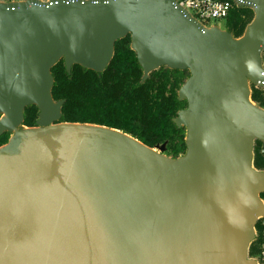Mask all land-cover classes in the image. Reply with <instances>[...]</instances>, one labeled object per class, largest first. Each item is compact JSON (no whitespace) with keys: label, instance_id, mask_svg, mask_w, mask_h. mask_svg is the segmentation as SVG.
Masks as SVG:
<instances>
[{"label":"water","instance_id":"1","mask_svg":"<svg viewBox=\"0 0 264 264\" xmlns=\"http://www.w3.org/2000/svg\"><path fill=\"white\" fill-rule=\"evenodd\" d=\"M234 1L254 13L237 41L173 0L0 3V136L26 107L39 112L38 131L0 148V264H255L264 173L251 161L264 113L247 80L264 82V0ZM128 35L143 79L190 73L174 120L186 130L181 160L116 130L57 124L51 68L101 73Z\"/></svg>","mask_w":264,"mask_h":264},{"label":"trees","instance_id":"2","mask_svg":"<svg viewBox=\"0 0 264 264\" xmlns=\"http://www.w3.org/2000/svg\"><path fill=\"white\" fill-rule=\"evenodd\" d=\"M253 19L251 9L235 7L224 22L226 32L240 39ZM130 44L129 36L116 41L112 59L101 73L78 65L67 71L63 60L51 68V97L55 103L62 102L57 124L116 130L150 149L164 145L161 153L178 159L187 151L186 130L176 127L174 120L187 107L185 100H179L178 92L190 73L160 67L143 79L142 68ZM251 101L260 104L254 92ZM38 115L35 106L26 107L22 125L32 127V120H38ZM5 144L2 134L0 148ZM259 145L255 142L253 147V165L264 167V160L258 153ZM259 198L264 203V193H260ZM248 254H251L250 248Z\"/></svg>","mask_w":264,"mask_h":264},{"label":"built area","instance_id":"3","mask_svg":"<svg viewBox=\"0 0 264 264\" xmlns=\"http://www.w3.org/2000/svg\"><path fill=\"white\" fill-rule=\"evenodd\" d=\"M21 1L22 0H0V3H17ZM173 2L192 20L203 27L211 22H225L230 12L235 7H238L234 0H173ZM259 57L260 69L264 73V46L260 51ZM247 88L251 104L264 113V82L261 84H254L247 80ZM252 92L257 95L260 104L251 101ZM255 142L260 144L258 147V153L264 160V141L255 140L253 147ZM261 202L264 209V203L263 201ZM249 248L251 254L249 255L247 252V259L253 261L255 264H264V211L254 222L253 239L249 244L248 250Z\"/></svg>","mask_w":264,"mask_h":264},{"label":"rangeland","instance_id":"4","mask_svg":"<svg viewBox=\"0 0 264 264\" xmlns=\"http://www.w3.org/2000/svg\"><path fill=\"white\" fill-rule=\"evenodd\" d=\"M26 1V0H25ZM25 1H21V2H24L25 3ZM37 1H39V2H42V3H46V2H48V0H37ZM253 11V10H252ZM204 28L205 29H207L208 31H216V32H221V33H223V34H228L227 32H226V28H225V23L223 22V21H218V22H211V23H209V24H207V25H205L204 26ZM129 36V35H128ZM127 37V36H126ZM129 39H130V36H129ZM233 40H239V39H234V38H232ZM23 120H24V116H23ZM36 121H37V119L34 121V120H32V124H33V126L32 127H27V126H24V125H22V124H20V125H18L17 127H16V132L15 133H19V134H21V135H24V134H26V133H28L29 132V130L30 129H39V128H35L36 127ZM15 133L14 132H11V131H7V132H4L3 133V137H4V140H5V145L3 146V147H6L8 144H9V141H10V139L15 135ZM3 147H1V148H3ZM159 155H161V156H163V157H165V158H167V159H170V160H177V159H172L171 157H167V156H165V155H163L162 153H160L158 150H156V149H154ZM186 153H187V151L185 152V154L184 155H182L183 157L186 155ZM182 156H180V157H178V159H180V158H183ZM251 168L253 169V170H255L256 172H263L264 171V167L263 166H257V165H253V157H252V161H251ZM258 198H259V196H258ZM259 200H261L260 198H259ZM248 252V251H247Z\"/></svg>","mask_w":264,"mask_h":264},{"label":"bare ground","instance_id":"5","mask_svg":"<svg viewBox=\"0 0 264 264\" xmlns=\"http://www.w3.org/2000/svg\"><path fill=\"white\" fill-rule=\"evenodd\" d=\"M6 117H7V115H6V113H3V115H2V119H6ZM16 127L17 126H15L14 128H12L10 131L11 132H16ZM48 129V128H47ZM35 131H38V129H30L29 130V132H35ZM23 137V135H21V134H17V133H15V135L10 139V141H9V144L8 145H13V144H15V143H17L19 140H21V138ZM126 138H128V137H126ZM129 139V138H128ZM130 140H132L134 143H136V144H138L139 145V143L137 142V141H135V140H133V139H130ZM139 146H141V145H139ZM150 152L152 153V154H154L155 156H158V157H161L155 150H150ZM181 160V159H180Z\"/></svg>","mask_w":264,"mask_h":264}]
</instances>
